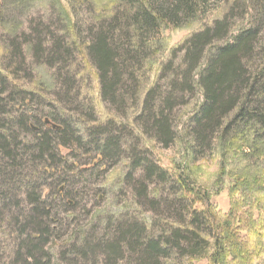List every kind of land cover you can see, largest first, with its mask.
<instances>
[{
	"label": "trees",
	"instance_id": "trees-1",
	"mask_svg": "<svg viewBox=\"0 0 264 264\" xmlns=\"http://www.w3.org/2000/svg\"><path fill=\"white\" fill-rule=\"evenodd\" d=\"M48 1L0 0V22L11 29L12 24L6 21L14 22L19 12L47 5ZM117 5L123 11L112 14L109 27L92 29L83 49V60L96 72L99 99L114 102L124 98L138 75L152 78L155 88L159 76L167 73L169 92L159 96V105L168 106L170 113L174 92L192 91L191 85L179 91L177 86H184L176 84L175 78L184 77L192 84L191 75L200 66L195 84L201 103L186 119L183 136L187 153L195 161L216 154V177L229 181L230 209L227 214L217 211L209 194L200 191L189 172L167 175L145 159L146 167L140 158L132 157L133 166H141L148 180L140 185L138 197L154 211L162 203L164 212L174 219L173 225H160L157 233L147 234L143 224L121 223L116 228V241L101 243L100 256L97 250L89 249L94 235L83 233L70 246L74 264H117L118 258L119 262L125 259L124 248L133 254L129 264H164L171 252L197 257L208 264H264V0H117ZM214 7L212 26L193 32L176 47L169 49L166 40L150 42L159 29L175 28L183 20H192L197 11L205 13ZM232 14L239 22L249 20L250 25L237 29L230 41L221 42ZM158 43L170 57L181 53L187 69L184 74L178 75L170 65H164L167 58L158 61L144 55L147 48L156 49ZM35 48L43 55L47 52L42 57L46 63L39 64L40 68H53L52 62L60 63L64 52H69L60 42H54L52 49L44 50L41 43ZM17 50L0 72V211L21 228L14 241L13 264H50L49 258L46 263L41 260L47 256L44 248L50 236L49 226L55 221L50 219L49 211L42 213L41 196L36 198L22 191L34 189L44 176L64 177L67 160L76 150L83 149L92 156L96 166L123 155L124 150L118 139L110 138L115 133L113 127L108 135L94 141V128L100 126L77 129L75 123L55 111L45 113V106L42 111L27 109L38 98L13 83L11 65H17L21 58ZM58 69L53 74L54 82L65 86L63 69ZM51 82L50 78L46 84ZM149 88L141 87L137 95L142 100V110L150 105V119L145 124L152 127L155 142L167 148L174 142L169 119L157 113L158 107L152 111L155 91ZM38 166L41 174L36 171ZM154 181L158 182L156 187L167 186L166 198L149 200V187L155 188ZM66 184L64 181L57 189L56 198L63 200L69 195ZM156 192L159 195L160 191ZM67 202L73 210L75 206Z\"/></svg>",
	"mask_w": 264,
	"mask_h": 264
},
{
	"label": "rangeland",
	"instance_id": "rangeland-1",
	"mask_svg": "<svg viewBox=\"0 0 264 264\" xmlns=\"http://www.w3.org/2000/svg\"><path fill=\"white\" fill-rule=\"evenodd\" d=\"M57 1L49 0L47 5L41 4L29 11L19 12L14 22L6 21L12 24L11 29H7L0 22V72H3L4 66L9 63L7 59L13 58L11 53L16 55L19 48L21 58L17 59V65L11 60L13 75L10 76L18 87L37 95L38 99L28 105L27 109L42 111L45 106V113L49 112V109L55 111L58 116L75 123L77 129H92L100 126L99 129L94 128L96 129V132H93L94 141L108 135L113 127L115 133L110 138L118 139L117 141L123 145L124 154L115 159H106L96 166L92 163V156H87L83 149L76 150L72 155L73 158L67 160L68 167L64 177L58 179L54 176L51 179L50 176H44L38 182L35 181L34 189L22 191L27 195L33 194L36 198L41 196L42 213L46 214L49 211L50 219L55 221L49 226L50 236L44 248V253L48 257L43 258L41 262L46 263L49 258L50 264H74V258L69 254L70 246L76 239L81 238L83 233L94 235L90 240L92 245L89 249L97 250L100 256L103 250L101 243L115 242L119 237L116 228L121 223L132 221L143 224L147 234L157 233L160 225H173L174 219L164 212L162 203L159 207H155L156 211H154L150 204L138 197L137 192L141 191L140 185L147 183L148 180L141 166H133L132 157L133 160L140 158L141 165H144L145 159V162L167 172V175L182 171L189 172L194 184L201 187L200 191L209 194L217 211L227 214L230 209L229 181L226 178L218 180L216 177L219 165L216 154L210 153L195 161L187 153L183 136L186 119L201 103V93L195 84L201 71L200 66L191 75L192 84L184 77L175 78L176 84L184 86V88L177 86L179 91H184L189 85L192 86V91L191 94H186L176 90L170 101L173 105L170 113L168 106L162 108L159 105V96L165 97L169 92L167 83L170 75L167 73L159 76L155 88L151 85L152 78L149 80L138 75L127 89L131 95L124 94V98H116L114 102L110 99L103 102L97 95L99 85L96 72L83 60V49L90 40L91 30L109 27L112 14L123 11V7L117 5V0ZM214 9L215 7L205 13L197 11L192 20L189 22L183 20L182 24L175 28L159 29L154 38H150V42L166 40L169 49L176 47L193 32L212 26V20L216 16ZM235 13L239 11L236 10ZM229 16V26L221 34L223 37L221 42L230 41L237 33V29L248 28L250 25L249 20L248 23L245 20L239 22V18L234 19L233 14ZM72 27L75 29H71ZM54 42H60L63 47L68 48V54L64 52L60 63L52 62L53 68H40L39 64L46 63L44 58L47 52L43 55L42 52V54L36 52L35 47L41 43L44 50L52 49ZM122 44L126 45V42ZM209 50L210 48L207 51ZM144 55L158 61L167 58L164 65H170L178 75L184 74L187 70L180 52L173 53L170 57L167 51L164 53L163 46L159 43L156 49L147 48ZM20 63L22 65H19ZM59 67L63 69L65 86L60 85L59 81L54 82L53 74L59 71ZM50 78L52 82L46 84ZM141 87L154 89L151 109L154 111V108L158 107L157 113L169 119L174 142L167 148L155 142L152 127L145 124L146 120L150 119L148 112L150 105L142 110V100L137 97ZM130 97L135 99L130 100ZM188 169H192V172ZM36 171L39 172V166ZM64 181L67 183L66 192L69 195L61 200L56 198L55 194ZM156 185L158 182L155 183V188L154 185L149 187L151 191L149 200L167 197L165 190L167 186L160 184L156 187ZM156 191H160L159 195ZM171 199L172 197L169 198ZM67 201H71L75 206L73 210ZM2 215L0 211V264H13L15 261L13 247H16L14 241L18 240L21 228L19 229V225H16L7 214ZM124 251L125 259L119 262L118 258L117 264L130 263L129 259L133 254L127 248H124ZM89 259H92V255ZM164 264H208V262L198 261L197 257L187 258L181 253L171 252L169 260Z\"/></svg>",
	"mask_w": 264,
	"mask_h": 264
}]
</instances>
